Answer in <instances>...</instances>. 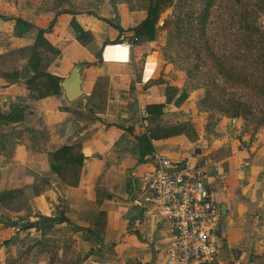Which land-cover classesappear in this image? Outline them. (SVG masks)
<instances>
[{
    "label": "crops",
    "instance_id": "obj_1",
    "mask_svg": "<svg viewBox=\"0 0 264 264\" xmlns=\"http://www.w3.org/2000/svg\"><path fill=\"white\" fill-rule=\"evenodd\" d=\"M175 3L0 0L2 69L21 68L19 49L34 44L36 30L49 28L45 37L60 53L49 75L62 84L78 70L83 93L69 102L61 86L59 95L28 101L33 93L22 86H2L0 81V107L16 101L27 106L17 126L0 125V136L5 137L0 148V217L11 221L0 225V236L6 228L10 231L5 232L3 246L0 238V264L16 259L18 252L24 259L13 264H164L173 227L161 207L145 204L139 195L140 178L151 170L152 156L139 162L137 142L123 130L146 131L145 107L158 104L165 106L163 120L168 125L190 122L198 138L195 143L185 136L153 142V149L181 167L206 158L217 164L205 179L220 210L211 226L216 256L212 264H264V129L253 131L241 121L199 114L190 90L188 100L175 107L185 88L184 73L168 62L165 52ZM156 17L154 30L137 38L138 26ZM17 19L34 29L15 37ZM78 28L89 32L91 40L85 36V44L80 43ZM113 45H129L130 51L117 63L104 62V48ZM100 85L107 86L106 110L91 122L79 113L87 104L102 105ZM173 90L175 97L169 103ZM237 133L241 141L231 145L229 136ZM76 144L82 147L84 162L81 183L74 189L51 175L49 154ZM36 196L39 200L33 202ZM104 208V232L88 236L87 241L82 231L73 230L91 228ZM41 218H59L63 223L54 222V228L35 234Z\"/></svg>",
    "mask_w": 264,
    "mask_h": 264
},
{
    "label": "trees",
    "instance_id": "obj_2",
    "mask_svg": "<svg viewBox=\"0 0 264 264\" xmlns=\"http://www.w3.org/2000/svg\"><path fill=\"white\" fill-rule=\"evenodd\" d=\"M173 18V28L165 48L166 58L185 73L188 83L186 91L176 99L175 107L188 100L187 90H196V96L191 99H195L202 90L203 97L196 100L197 111L222 112L231 119L243 120L253 131L264 129V0H176ZM157 21V17L152 18L138 26L136 37L152 32ZM15 23V37L34 29L33 25L19 19ZM48 32L49 28L36 30L34 44L19 49V58L24 61L21 68L2 69L0 56L1 85L24 87L33 93L26 98L28 101H44L61 94L62 81L48 73L60 54L45 37ZM76 32L80 43L85 44V36L91 40L89 32L80 28ZM97 57L101 63L100 56ZM99 88L104 95L102 105L92 108L87 104L79 113L91 122H96V116L105 112L107 86L100 85ZM239 89L248 90L254 102L236 100L234 92ZM232 90L235 91L231 93ZM173 92L168 101L175 97L176 91ZM164 108L160 104L145 107L143 120L148 122L149 128L142 133L135 134L133 128H123L137 142V156L141 163L153 156V142L179 136H185L190 143L197 141V130L190 122L168 125L163 120ZM25 115L26 107L22 101L0 107V125L17 126ZM4 139L0 136L1 149L4 148ZM83 162L79 144L49 154L51 175L69 188L79 187ZM106 218L107 209L104 208L95 216L91 228L73 230L82 231L89 241L88 236L96 237L104 232ZM62 221L59 218H41L33 231L38 234L41 228H52L54 222L62 224Z\"/></svg>",
    "mask_w": 264,
    "mask_h": 264
},
{
    "label": "built area",
    "instance_id": "obj_3",
    "mask_svg": "<svg viewBox=\"0 0 264 264\" xmlns=\"http://www.w3.org/2000/svg\"><path fill=\"white\" fill-rule=\"evenodd\" d=\"M129 51V45L106 46L102 60L117 63L121 54ZM230 142L239 145L236 135H231ZM152 163L151 170L140 178L139 195L145 204L161 207L173 227L172 245L164 264L213 263L216 256L211 226L220 210L205 179L207 171L216 169L217 164L206 158L197 165L181 167L159 152L153 154Z\"/></svg>",
    "mask_w": 264,
    "mask_h": 264
},
{
    "label": "rangeland",
    "instance_id": "obj_4",
    "mask_svg": "<svg viewBox=\"0 0 264 264\" xmlns=\"http://www.w3.org/2000/svg\"><path fill=\"white\" fill-rule=\"evenodd\" d=\"M167 55H168V53H167ZM185 85V88H184V90L183 91H186V88H187V85H188V83H187V81H186V78H185V73H184V80H183V82H182V85L181 86H184ZM196 90H193V89H191L190 91H189V93H190V95H189V97L191 98V97H194V96H196V94H194V92H195ZM235 90H232V91H230L231 93H233ZM203 94H204V92L202 91V90H199V93H198V95H197V97H195V99L196 100H200L202 97H203ZM234 94L236 95V100H238V101H246V102H254V97L252 98L251 97V93L248 91V90H242V89H239L238 91H235L234 92ZM173 95H174V92H173ZM187 95V94H186ZM174 98V97H173ZM173 98H171L172 100L171 101H169V102H172L173 101ZM181 104V103H180ZM224 104V103H223ZM25 105V107H27L26 106V104H24ZM86 107V106H85ZM84 107V108H85ZM83 108V109H84ZM196 109H198L197 108V106H196ZM195 109V110H196ZM105 110H106V106H105ZM197 111V110H196ZM197 112H199V114H208L209 116H213V117H215V119H217V117H222V118H228L229 120H237V121H241V122H243V120H241V119H231V117H229V116H227V115H225V114H222V112H214V113H212L211 111H209L208 109H202V110H200V111H197ZM104 112H102V113H100V114H103ZM99 114V115H100ZM244 123V122H243ZM244 125H246L245 123H244ZM247 126V125H246ZM230 137L231 136H229V141L228 142H230ZM236 137L238 138V142H240L241 141V138L238 136V133H237V135H236ZM153 144V143H152ZM230 144L231 145H234L233 143H231L230 142ZM153 151H154V153H157V152H159V151H155L154 149H153ZM8 195H11V192H9L8 193ZM8 195H6L7 197H8ZM12 199V198H11ZM17 199L18 200H22V202H23V198H22V196H18L17 197ZM8 200V199H7ZM39 200V197L38 196H36V198H35V200L33 199V202H37ZM22 202H20V203H22ZM22 208H23V204H22V206H21ZM35 211H38V209H37V207L35 208ZM102 211V210H101ZM25 214V213H24ZM1 219H0V225H3V223H6V220L7 221H9V222H11L10 221V219L8 218V217H4V216H1L0 217ZM24 220H26V219H22V222L21 223H23L24 224ZM94 221H95V219H94ZM34 223H36V222H34ZM7 224V223H6ZM52 228H54V227H52ZM82 230V229H81ZM6 231H8V232H10L9 230H8V228H6V230L1 234V236H0V238H1V246H3V244H2V241L3 240H5V239H7L8 237L6 236V237H4L5 235H6ZM24 232V231H23ZM21 237V236H20ZM22 238V237H21ZM9 254H11V250H7V256H9ZM15 254V258L16 259H14V260H11V261H7L8 262V264H13V263H22V261L21 260H23L24 258V253L22 252H18V253H14ZM17 256H18V260H17ZM8 259H9V257H8Z\"/></svg>",
    "mask_w": 264,
    "mask_h": 264
},
{
    "label": "water",
    "instance_id": "obj_5",
    "mask_svg": "<svg viewBox=\"0 0 264 264\" xmlns=\"http://www.w3.org/2000/svg\"><path fill=\"white\" fill-rule=\"evenodd\" d=\"M81 75L78 70L74 69L69 77L64 83L61 84L63 91L69 102H74L83 96L81 91ZM145 126L148 127L147 121L144 122Z\"/></svg>",
    "mask_w": 264,
    "mask_h": 264
}]
</instances>
